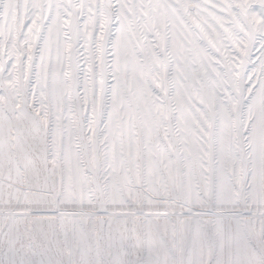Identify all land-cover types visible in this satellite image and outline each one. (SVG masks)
Segmentation results:
<instances>
[{
  "label": "snow or ice",
  "instance_id": "1",
  "mask_svg": "<svg viewBox=\"0 0 264 264\" xmlns=\"http://www.w3.org/2000/svg\"><path fill=\"white\" fill-rule=\"evenodd\" d=\"M0 264H264V0H0Z\"/></svg>",
  "mask_w": 264,
  "mask_h": 264
}]
</instances>
